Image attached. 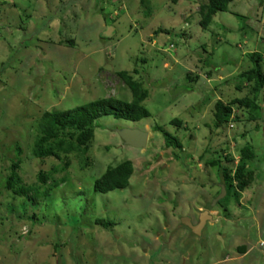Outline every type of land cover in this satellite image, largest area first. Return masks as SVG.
<instances>
[{"label": "rangeland", "instance_id": "rangeland-1", "mask_svg": "<svg viewBox=\"0 0 264 264\" xmlns=\"http://www.w3.org/2000/svg\"><path fill=\"white\" fill-rule=\"evenodd\" d=\"M203 2L0 0V177L18 160L23 185L41 186L39 173L41 187L57 183L32 200L0 185V264H264V84L255 121L235 105L237 121L231 115L215 129L211 119L215 100L248 94L238 74L250 52L260 53L264 74V1L232 0L201 29ZM106 26L111 34L102 36ZM118 71L147 90L148 117L96 119L84 164L74 153L30 155L43 111L130 101ZM156 126L181 148L166 146ZM122 127L146 131L145 145L123 144ZM245 143L254 179L237 192L209 161L227 164L228 153L234 164ZM123 160L132 165L127 186L93 191V180ZM204 210L210 219L191 235L184 217L195 224Z\"/></svg>", "mask_w": 264, "mask_h": 264}, {"label": "trees", "instance_id": "trees-1", "mask_svg": "<svg viewBox=\"0 0 264 264\" xmlns=\"http://www.w3.org/2000/svg\"><path fill=\"white\" fill-rule=\"evenodd\" d=\"M231 1L205 0V2L201 3L197 12L199 16L197 24L199 27L205 29L212 16L218 11H226L227 5ZM260 1L263 2L264 0ZM248 58L250 59L251 66L238 74V77L244 80L248 94L241 97H233L226 102L219 99L214 101L211 109V119L212 126L215 129L222 127L224 123L230 121L229 118L233 113V105L246 108L249 112L248 119L252 121L256 120L257 112L261 109L262 105V101L257 102L256 99L264 84V74L261 70L262 60L260 53L257 51L250 52ZM201 63L203 67H207V74L215 72L214 69L208 68L209 63L207 60H203ZM117 75L129 89L131 93L130 101H123L114 97L97 98L70 109L43 111L36 124L37 132L30 147V155L34 158L54 157L60 159L61 154L74 153L80 157V163L84 164L85 158H82V156L86 153L88 142L92 139L96 119L104 115L131 121L148 117L149 112L142 103L148 95L147 90L143 89L139 82L133 80L127 72L118 71ZM189 76L190 74H186V79H190ZM194 78L196 79L197 76H194ZM235 87L237 89L240 88L237 85ZM191 88V85L185 87L186 90H190ZM230 119L237 121L239 118L232 115ZM170 123L179 124V120L173 118L170 120ZM254 127H258V122H255ZM155 129L161 131L166 146L173 145L178 149L181 148L179 142L169 133L162 131L159 126H156ZM247 144L245 143L238 148L237 160L234 164H232V156L228 153L225 155L227 164L219 165L216 159L209 161L212 166L218 165V171L226 187H230L233 184L232 186L237 192L247 189L254 179L253 171L248 169V162L254 158V151ZM17 161L11 163L7 176L0 177V185L5 190H10L19 196H24L27 192H30L28 198L31 200L36 197L44 199L50 189L57 185L54 182L49 186L41 187L47 177L44 173L38 174L41 186L23 185L15 171ZM131 173L132 165L129 160H123L114 166H107L102 174L93 180L92 189L99 193L123 189L127 186ZM96 221L103 226L108 224L100 219Z\"/></svg>", "mask_w": 264, "mask_h": 264}, {"label": "water", "instance_id": "water-1", "mask_svg": "<svg viewBox=\"0 0 264 264\" xmlns=\"http://www.w3.org/2000/svg\"><path fill=\"white\" fill-rule=\"evenodd\" d=\"M111 29L112 28L110 26H106V28L102 31V36H109L111 34ZM115 132L125 145L133 148H142L145 145L147 132L144 130L122 127L115 129ZM207 219H210V215L206 213V210H204L199 214L195 224H191L187 217H184V224H186L190 230L191 235L199 236Z\"/></svg>", "mask_w": 264, "mask_h": 264}, {"label": "flooded vegetation", "instance_id": "flooded-vegetation-1", "mask_svg": "<svg viewBox=\"0 0 264 264\" xmlns=\"http://www.w3.org/2000/svg\"><path fill=\"white\" fill-rule=\"evenodd\" d=\"M196 222H197V220H196ZM196 222H195V223H196Z\"/></svg>", "mask_w": 264, "mask_h": 264}]
</instances>
